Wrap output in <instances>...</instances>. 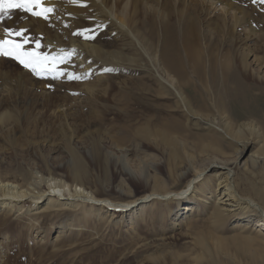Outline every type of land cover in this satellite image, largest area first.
Listing matches in <instances>:
<instances>
[{"label":"rangeland","instance_id":"rangeland-1","mask_svg":"<svg viewBox=\"0 0 264 264\" xmlns=\"http://www.w3.org/2000/svg\"><path fill=\"white\" fill-rule=\"evenodd\" d=\"M166 1V7L171 6V1ZM230 1L246 12L250 18L248 25L257 34L250 37L246 25L233 28L231 21L222 28L220 11L200 14L203 7L199 5L197 11L193 10L197 12L195 21L198 19L202 24L199 48L208 49L202 34L212 17L214 31L225 32L214 34L208 42L211 49H226L231 36L238 53L247 47L264 55V4L260 0ZM180 2L188 4L186 0ZM155 3L156 0H150V7L160 9ZM60 14L67 20L58 17L51 22L14 10L11 19L0 21V38H4L5 27L28 29L26 36L30 43L26 47L34 48V41L40 40L39 51L65 57L58 67L66 73L56 79L52 74L37 76L17 61L0 56V178L26 183L29 172L39 171L44 162L51 163L53 171L67 178L73 149L84 158L91 179L106 183L107 187L125 182L140 192L146 185L144 179L151 185L155 177H161L167 180L170 190L182 189L186 182H175L170 176L169 149L163 141L173 137L191 155L184 161L185 166L198 171L208 159L234 163L241 189L264 205V180L260 179L264 163L262 160L256 163L255 170L249 164L255 175L244 166L251 153L264 147V84L254 88L256 93H262L261 99L252 103L253 111L241 114L234 108L228 110V102L220 94L225 87L207 88L211 94H204L198 88L201 104L191 99L177 79V85L190 102V109L186 110L176 92L153 69L152 60L162 52L163 43L162 37H149L148 25L137 27L145 52L124 36L117 37L113 25L101 18L74 28L78 18L68 12ZM96 15L93 13L92 17ZM142 15H136L139 25ZM183 18L189 19L185 14ZM174 23L179 26L177 17ZM80 29H91L89 35L94 38L75 35ZM45 36L60 43L69 42L71 37L79 38L94 44L99 52L96 56L78 54L76 62L73 52L53 55L46 51ZM259 72L264 73V68ZM67 73H75L81 79H69ZM3 111L9 113L7 119L1 118ZM198 114L228 132L231 128L229 131L227 121L235 130L240 124L252 123L254 131H244L246 147H242L243 144L234 143L223 131L209 130L207 125L199 123L192 116ZM210 141L220 153L203 151V145ZM125 168L136 180L126 178ZM200 173L210 179L214 172L209 168ZM209 199L212 204L213 198ZM186 206L194 209L188 212ZM170 207L173 211H169L166 201H151L138 214L120 211L111 221L104 214L86 221L82 210L54 216L41 214L30 201L22 210L0 206V264H264V238L257 236L251 226L245 230L244 226H235L234 221L237 223L241 218L214 219L211 205L194 199ZM239 235L249 237L251 246L241 247L233 242ZM219 239L227 245L228 252L226 249L219 252L216 247Z\"/></svg>","mask_w":264,"mask_h":264},{"label":"bare ground","instance_id":"bare-ground-1","mask_svg":"<svg viewBox=\"0 0 264 264\" xmlns=\"http://www.w3.org/2000/svg\"><path fill=\"white\" fill-rule=\"evenodd\" d=\"M149 1L78 0L77 3H72L71 0H46V6L54 8V12L49 14L51 22L61 17L60 13L63 12H68L78 18L74 28H79V25L84 22L92 23V19L101 18L105 23L113 25V33L117 34V37L119 35L124 36L127 40L134 42L136 45L138 44L145 52V46L137 36V27L148 25L150 28L149 37L153 39L162 37L163 43L162 52H159L157 59L152 60L153 69L158 74L159 79L176 92L186 110L190 109V102L177 85V79L187 89L192 97L191 99L199 101L201 104H203V100L198 96L196 91L198 88L202 89L204 94H211L207 88H217L219 90L221 87H225L220 91V94L223 99L227 100L228 110L234 108L240 110L239 113L241 114L252 112V103H256L261 99L262 92L256 93L254 88H259L258 84H264V73L259 72L261 68H264V55L253 52L247 47H244L242 52L238 53V47H235L231 36L226 49H211L208 42L215 36L214 34L225 32L224 30L214 31L212 17H210L211 21H207V31L202 34L208 49L199 48L202 43L200 41L202 24L198 19L195 21L197 12L195 13L193 10L196 9L195 11H197L196 6L199 5L203 7L199 10L200 14L204 12L211 14L210 11L218 10L221 13L220 27H226L228 21L229 23L231 21L233 28L246 25L247 34L251 37V34H257V30L248 25L250 18L246 12L236 2L230 0H186L188 4H182L180 0H170L172 4L169 7H166V0H156L155 4L160 8L157 10L150 7ZM160 1L165 3H160ZM131 11L134 12L133 15L130 14ZM93 13L97 15L92 17ZM138 13L143 14L140 18L141 25L136 23ZM184 14L189 18L188 20L183 18ZM176 17L179 19V26L174 23ZM61 18V20L63 18L67 20L66 16ZM182 21L184 22L182 23ZM85 26L83 24V27ZM44 45L46 51L53 55L68 51L73 52L75 61L78 54L82 56L83 53H86L88 56H96L99 52L91 42L75 37H71L69 42L60 43L50 36H45ZM251 57H253V60H251ZM252 63H257L260 66L253 67L251 66ZM231 111L233 112V110ZM8 115L7 111H3L1 118L7 119ZM192 116L202 125H207L208 127H206L209 130L223 131L226 137L234 143L243 144L242 147H246L243 139L244 131H248L247 129L254 131L252 130L254 129L252 123L240 124L238 130H235L236 128L227 121L226 126L229 131L231 128V132H228L226 128L222 129L206 116L200 114ZM163 141L169 149L167 160L171 165L170 176L175 182H181L182 180L186 182L182 189L170 190L169 186L166 185L167 180H162L161 177H155L151 185L148 179H144L146 185L140 192L134 190L129 183L124 184L125 182L115 184L113 187H110L109 184L107 187V185H104L106 183L102 184L99 181L100 179L99 182L91 179L90 170L84 158L71 149L72 163L71 165L68 163L67 178L53 171L52 164L48 162H44L39 171H30V179L27 177L29 180H25L26 183L17 184L0 178V206L10 207V209L19 207V210H22L26 206V202L30 201L34 206H38L39 209L37 210L43 212L41 214L48 213L61 216L66 215L67 212L74 213L82 210V217L86 221L93 219L98 214H104L106 220L111 221L120 211H129L130 214L144 212L146 205L151 201L161 203L166 201L167 206L170 208L169 211H171V205L177 207L184 200L194 199L197 202L211 205L212 218L220 220L241 218L237 223L234 221L235 226H244V230L251 226L255 228L254 231L257 236L264 238V205L258 202L248 191L241 189V184L235 177L234 163L229 164L214 159L209 161L208 159L206 165L198 170L199 172L197 170L192 171L189 166L183 164L191 156L183 151V149H186L183 143L173 137L165 138ZM214 145L215 143H212V141L205 143L203 151H213L214 154L220 153ZM96 146L93 147L95 151L97 150ZM261 150L251 153L249 158L245 160L246 171L254 174V172L256 173L254 165L257 166L256 163L261 160L264 163V147ZM249 164H252V167ZM250 167L254 170H250ZM209 168L214 172L210 179L207 174L200 173V171L205 172ZM124 172L127 175L126 178L136 180L130 170L125 168ZM261 176L260 179L264 180V171ZM114 194H118V196L115 197ZM210 197L213 198L212 204ZM186 207H188V212L194 209L193 206ZM253 215L259 217L253 218ZM233 242H238L241 247L251 246L249 237L235 236ZM216 247L222 253L227 245L219 239L216 241ZM226 252H228L227 249Z\"/></svg>","mask_w":264,"mask_h":264},{"label":"snow or ice","instance_id":"snow-or-ice-1","mask_svg":"<svg viewBox=\"0 0 264 264\" xmlns=\"http://www.w3.org/2000/svg\"><path fill=\"white\" fill-rule=\"evenodd\" d=\"M71 2L77 3L78 0H71ZM255 2L256 0H253V3ZM260 2L264 4V0H260ZM14 10L30 13L32 16L45 20H48L49 14L54 12L53 7L46 6V0H0V21H4L6 18L11 19ZM3 32L5 35L4 38H0V56L17 61L37 76L52 74V78L56 79L58 76L66 74L58 67L64 63L65 57H55L39 51L42 47L40 40L34 41V48L26 47L30 43L26 36L28 29L5 27ZM91 32V29H80L74 34L83 35L85 39H93L94 36L89 35ZM106 71H111V69H106ZM67 75L69 79H81L75 73H67Z\"/></svg>","mask_w":264,"mask_h":264}]
</instances>
